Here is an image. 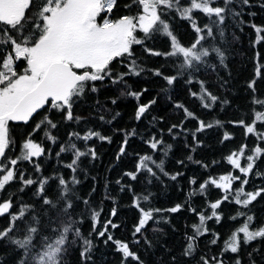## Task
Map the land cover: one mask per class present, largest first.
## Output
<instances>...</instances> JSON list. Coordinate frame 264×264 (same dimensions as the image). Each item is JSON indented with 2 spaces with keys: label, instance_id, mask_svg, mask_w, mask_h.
Listing matches in <instances>:
<instances>
[{
  "label": "snow or ice",
  "instance_id": "obj_1",
  "mask_svg": "<svg viewBox=\"0 0 264 264\" xmlns=\"http://www.w3.org/2000/svg\"><path fill=\"white\" fill-rule=\"evenodd\" d=\"M240 4L250 6V0H240ZM132 5L136 7L133 8ZM123 7L129 9L127 14L111 18L113 9L117 8V0H0V191L16 180L19 173V191H23L26 186L36 184L34 195L44 210H47L53 206V198L46 193L45 185L52 180L58 190L56 199L62 201L61 208L71 212L77 202L82 203L91 214L94 230L99 223L101 210L90 207L87 197L79 196L76 186L81 181L76 172L81 157L87 156L91 159L97 157L95 145H90L88 142L95 138L111 143V136L103 135L100 131L88 127L87 124L84 125L86 130L83 134L79 131L69 132L68 141L61 144L56 153L58 160L62 153H71L70 162L64 163V167L71 172L68 179L60 172L33 179L31 175L26 176L24 170L17 168L18 162L27 161L33 163L36 173L41 172V163L38 160L45 154L46 149L33 137L39 133L43 138L55 143L57 137L52 134V130L57 128L58 123L74 121L79 124L81 117L73 115V107L86 93L98 92L97 82L103 84L107 81L114 86L125 85L130 88L127 79L140 76L145 71L142 64L137 62L134 46L139 45L145 51L165 59L166 64L173 69L171 73H165L160 68L151 71L155 77L163 81L159 86L158 95H165L172 107L180 109L186 117L198 120V126L194 130L184 127L183 121L167 128V133L173 140L179 135L185 137L191 135L194 152L195 146L203 143L197 138V133L213 125H222V122L214 120L211 123H205L180 101L174 100L172 92L181 82L186 85L196 83L199 86V93L191 91L190 88L189 92L192 96L198 95L200 105L204 109L223 107L228 104L227 99L209 91L200 77L204 71L215 69L214 61H218L221 66L225 64V52L220 42L226 40V21L245 23L242 11L237 10L236 0H131V3ZM177 18L186 21L193 32V41L189 44L182 43L175 34L173 22ZM249 26L254 29L257 42L264 39V26L254 22H249ZM157 35L167 38V49L160 51L148 47L146 42L153 40ZM256 55L259 56V52ZM259 74L258 66L257 75ZM248 87L255 91L254 82H249ZM147 91V88H142L138 91L120 92L121 96L127 94L137 100L134 119L138 123L151 115L150 109L157 102L155 96L146 102H139L140 97ZM112 103H116V98L112 99ZM256 103L264 109V100H257ZM57 115L59 120L53 118ZM100 119L103 121L104 117L101 116ZM152 120L156 121L157 118L153 116ZM257 121L264 124V110L256 111L255 118L250 123H246L244 119L230 121V123L243 126L246 134H253L258 140L264 141V132L255 126ZM159 122H163V117L159 118ZM19 127H25V131L21 134V150L13 158L8 150L15 145L13 132ZM121 131L124 135L117 159L128 155L126 148L130 138L138 137L148 148V151L143 154L134 153L133 170L123 172L122 177L115 181L121 192L131 195L132 206L139 210V218L132 233L134 238L137 234L143 237L149 221L167 222L166 216L154 215V213H176L186 208L198 219V223L191 225V234L185 235L186 246L183 254L186 257H192L196 252L199 238L212 231L207 226V222L211 220L214 223H220L223 219L222 205L226 207L228 204H235L240 206L236 210V216L245 217V220L231 231L224 242L221 255L223 252L239 253L242 244L247 246L254 240H264V226L250 228L253 216L249 214V205L256 201L257 197L264 199V187L251 191L245 190L250 175L264 178V172H253L256 160L264 157V147L258 144L250 149V154L246 155L247 145L242 144L239 150L231 151L230 154L222 157L232 169L238 170L237 174L227 172L219 175L218 178L209 174L199 183L196 177H189V184L193 187L187 193L185 203H176L167 209L149 207L146 210L141 207V201L149 202L152 193L147 190H134L131 181H137L141 175L159 179L158 173L176 180L183 173L165 171L164 158L168 156L172 144L164 140L163 128L157 132L147 131L144 134L135 127ZM223 138L230 139V134L224 132ZM78 142L82 144L78 146ZM48 152L50 154V149ZM157 153L161 154L160 158H157ZM186 159L205 169L209 167V164L194 160L191 154ZM242 159L245 163H242ZM177 163L183 164L184 161L178 160ZM211 163L215 165L219 164V161L214 160ZM123 177H127L128 182L122 183ZM237 181L239 183H234ZM210 186H214L222 194L208 204L207 192ZM92 190L94 191V188ZM195 195L205 196V207L201 210H198L191 202V198ZM106 198L113 200L114 206L110 216L115 217L117 214L115 197L106 194ZM12 206L10 194L9 198L0 202V215L8 214L11 217L9 226L0 230V240L13 244L20 252L17 264H25L24 245L31 240L27 233L35 231V227L25 225L24 218L35 219L34 210L37 205L23 203L19 206L18 212H11ZM83 218V215L75 216L77 226L73 231L82 242L83 248L80 255L87 264L93 244L91 239L82 235L78 227ZM229 219H235V217L230 216ZM17 220L21 223L17 224ZM109 225L113 229L119 226L112 219H106L97 235L104 237L108 233L105 243L111 241L125 260L131 258L138 264H143L127 242L114 239L108 232ZM21 226L26 231L17 237ZM158 230L153 229V231ZM218 235L212 232L211 244L217 243ZM144 238L146 240V237ZM56 242L62 244L63 237L57 238ZM254 250L258 251V249ZM248 255L249 264H255V261L251 259L252 254ZM197 264H223V260L201 255ZM235 264H241L238 257L235 258Z\"/></svg>",
  "mask_w": 264,
  "mask_h": 264
},
{
  "label": "trees",
  "instance_id": "obj_2",
  "mask_svg": "<svg viewBox=\"0 0 264 264\" xmlns=\"http://www.w3.org/2000/svg\"><path fill=\"white\" fill-rule=\"evenodd\" d=\"M129 3L131 0H117V8L113 9L111 18L127 14L129 9L123 6ZM262 5H264V0H250V6L241 5L240 0H236L237 10L242 11V18L245 23L226 21V40L220 42V46L225 52V64L221 66L218 61H214L215 69L204 71L200 77L209 91L218 97L227 99L228 104L223 107L216 106L212 109H204L200 105L198 95L192 96L189 92L190 88L191 91L199 93V86L196 83L186 85L181 82L175 86L172 92L174 100L180 101L205 123H211L214 120L222 122V125H213L203 132L197 133V138L203 143L195 146L194 152L192 151L194 144L191 135H187V137L179 135L173 140L168 135L167 128L183 121L184 127L194 130L198 126V120L186 117L180 109L172 107L165 95H158L159 86L163 81L155 77L151 71L160 68L165 73H171L173 69L166 64L165 59L145 51L139 45L134 46L137 62L142 64L145 71L140 76H132L127 79L130 88L125 85L114 86L107 81L103 84L97 82L98 92L86 93L73 107V115L81 117L79 124L74 121L58 123L57 128L52 130V134L57 137L55 143L43 138L42 134L39 133L33 137L37 142L42 143L46 149L45 154L38 160L41 163V172L36 173L33 163L27 161L18 162L17 165L18 169L24 170L25 175H31L33 179H37L38 176H49L53 172H60L66 179L70 178L71 172L64 167V163L70 162L71 153H62L59 160L56 156L61 144L68 141L69 132L79 131L83 134V131L86 130L84 125L87 124L88 127L100 131L103 135H109L112 139L109 143L93 138L88 143L95 145L97 157L95 159L87 156L81 157L78 161L79 168L76 175L81 181L76 186L78 194L82 198L87 197L89 199L90 207L101 210L99 223L95 230L92 228L91 214L82 203L77 202L71 212L61 208L62 201L56 199L58 190L52 180L45 185L46 193L53 198V206L47 210H44L34 195L36 184L26 186L23 191H19V173H17L16 180L10 182L3 191H0V202L9 198L10 194L13 201L11 212H18L19 206L23 203L37 205L34 210L35 219L32 217L24 218L25 225L35 227V231L27 233L31 240L24 245L26 251L25 264H85L80 255L83 248L82 242L78 240L73 231L77 226L76 215H83V221L78 227L82 235L91 239L93 244L87 264H138L131 258L125 260L122 253L116 250L111 241L105 243L108 233L104 237L97 235L104 221L109 218L119 226L113 229L109 225L108 232L113 235L114 239L127 242L130 249L143 261V264H197L201 255L222 259L223 264H235V258L238 257L241 264H249V253L252 254L251 259L255 261V264H264V240L260 239L252 241L247 246L242 244L239 253L223 252L221 255L224 242L230 236L231 231L235 227H239L245 220V217L236 216V210L240 206L228 204L225 207L222 205L223 219L220 223H214L211 220L207 222V226L212 231L199 238L194 256L186 257L183 254V249L186 246L185 235L191 234L193 223H198L196 215L187 211L186 208H182L176 213H154V215L166 216L167 222L163 220L159 223L149 221L147 229L143 232V237L141 234H137L134 238L132 233L139 218V210L132 206L131 195L127 192H121L119 185L115 183L117 178L122 177L123 172L133 170L134 153L143 154L148 151L147 146L142 144L138 137L130 138L126 148L128 155L117 159L119 146L124 135L122 129L135 127L141 134H144L147 131L157 132L163 128L165 130L164 140L172 144L168 156L164 158L165 171L183 173L176 180H171L169 177L158 173L159 179L141 175L137 181H131L134 190H147L152 193L149 202L141 201V207L146 210L149 207L167 209L176 203H185L187 193L193 187L189 184V177H196L197 183H199L206 179L209 174L216 178L227 172L237 174L238 170L232 169L222 157L230 154L231 151L239 150L242 144L247 145L246 155L250 154V149L258 144L264 147V141L258 140L253 134H246L243 126L230 123V121L239 119H244L246 123H250L254 120L256 111L264 110L256 103L257 100H264V39L257 42L256 33L249 26V22L264 26V6ZM132 7L135 8L136 6L132 5ZM173 28L182 43L189 44L193 41V32L186 21L177 18L173 22ZM166 41V37L157 35L153 40L146 43L149 48L163 51L168 48ZM257 52H259V56L256 55ZM258 66L260 67L259 75H257ZM249 82H254L255 91L248 87ZM142 88H147L148 91L143 93L139 102H146L153 96L157 97V102L150 109L151 115L138 123L134 119L137 100L127 94L121 96L120 92L125 91L127 93V91H138ZM113 98H116L115 104L112 103ZM101 116L104 117L103 121L100 119ZM153 116L157 118L156 121L152 120ZM160 117H163V122H159ZM53 118L59 120L58 115ZM255 126L264 132V124L257 121ZM24 131L25 127H19L13 132L15 145L8 150L13 158L21 150V134ZM224 132L230 134V139L223 138ZM80 144L82 142H78V146ZM48 149H50V154ZM190 154L194 160L209 164V167L205 169L199 164L188 161L186 157ZM160 155L157 153V158H160ZM178 160H183L184 163L178 164ZM214 160L219 161V164H212L211 162ZM34 162H36L35 158ZM242 163H245L243 159ZM255 171L264 172V157L256 160L253 172ZM149 180H151L150 183ZM121 182H128V178L123 177ZM260 187H264V178L250 175L245 190L251 191ZM106 194L115 197L117 209L115 217L110 216L114 206L113 200L106 198ZM221 194L220 190L210 186L207 192L208 204ZM191 202L193 206L201 210L205 207V196L195 195L191 198ZM249 208V214L253 216L250 228L255 229L264 226V199L257 197V200L253 201ZM230 216L235 217V219H229ZM10 220L11 217L8 214L0 215V230L9 226ZM16 223L20 224L21 222L17 220ZM154 228L159 230L153 231ZM25 231V228L21 226L17 232V237ZM212 232L219 234L216 244L210 243ZM59 237H63L62 244L56 242ZM144 237H146L147 242ZM56 249L59 251H55ZM254 249H258V251ZM19 257L20 252L16 250L13 244L0 240V264H17Z\"/></svg>",
  "mask_w": 264,
  "mask_h": 264
}]
</instances>
